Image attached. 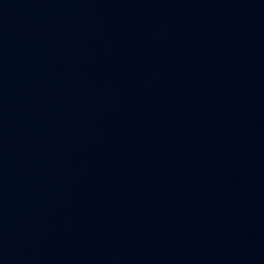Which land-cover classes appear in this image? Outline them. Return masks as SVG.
<instances>
[{
	"label": "water",
	"instance_id": "obj_1",
	"mask_svg": "<svg viewBox=\"0 0 264 264\" xmlns=\"http://www.w3.org/2000/svg\"><path fill=\"white\" fill-rule=\"evenodd\" d=\"M0 264H264V0H0Z\"/></svg>",
	"mask_w": 264,
	"mask_h": 264
}]
</instances>
